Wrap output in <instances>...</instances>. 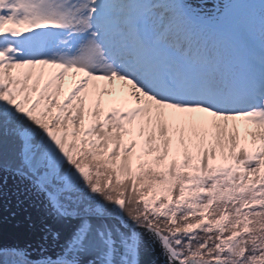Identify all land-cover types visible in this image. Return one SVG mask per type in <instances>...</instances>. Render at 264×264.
Instances as JSON below:
<instances>
[{
  "label": "snow or ice",
  "instance_id": "1",
  "mask_svg": "<svg viewBox=\"0 0 264 264\" xmlns=\"http://www.w3.org/2000/svg\"><path fill=\"white\" fill-rule=\"evenodd\" d=\"M0 264H264V0H0Z\"/></svg>",
  "mask_w": 264,
  "mask_h": 264
},
{
  "label": "water",
  "instance_id": "2",
  "mask_svg": "<svg viewBox=\"0 0 264 264\" xmlns=\"http://www.w3.org/2000/svg\"><path fill=\"white\" fill-rule=\"evenodd\" d=\"M203 5L206 11H214L218 0H196ZM11 186V181L9 182ZM21 199H24L21 197ZM15 213V215H13ZM3 233L8 241H14L17 236L24 234H40V229L45 223H51L45 216L43 206L38 200H26L22 207H17L16 198L12 197L10 203L3 208ZM157 253L148 252L144 259L154 261Z\"/></svg>",
  "mask_w": 264,
  "mask_h": 264
},
{
  "label": "bare ground",
  "instance_id": "3",
  "mask_svg": "<svg viewBox=\"0 0 264 264\" xmlns=\"http://www.w3.org/2000/svg\"><path fill=\"white\" fill-rule=\"evenodd\" d=\"M67 79V82L70 83L71 82V78H66Z\"/></svg>",
  "mask_w": 264,
  "mask_h": 264
}]
</instances>
